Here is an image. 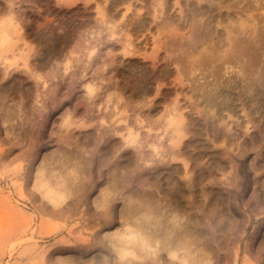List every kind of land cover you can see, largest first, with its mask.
<instances>
[{
  "label": "rangeland",
  "instance_id": "374dc122",
  "mask_svg": "<svg viewBox=\"0 0 264 264\" xmlns=\"http://www.w3.org/2000/svg\"><path fill=\"white\" fill-rule=\"evenodd\" d=\"M0 264H264V0H0Z\"/></svg>",
  "mask_w": 264,
  "mask_h": 264
}]
</instances>
